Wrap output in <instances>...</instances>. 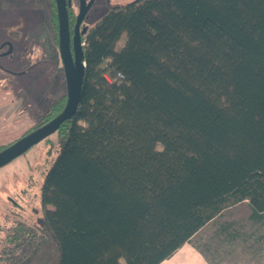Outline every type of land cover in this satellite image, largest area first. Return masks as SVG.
I'll return each instance as SVG.
<instances>
[{"label":"trees","instance_id":"obj_1","mask_svg":"<svg viewBox=\"0 0 264 264\" xmlns=\"http://www.w3.org/2000/svg\"><path fill=\"white\" fill-rule=\"evenodd\" d=\"M83 43L42 216L13 227L2 264H160L239 203L264 220V0H134Z\"/></svg>","mask_w":264,"mask_h":264},{"label":"rangeland","instance_id":"obj_2","mask_svg":"<svg viewBox=\"0 0 264 264\" xmlns=\"http://www.w3.org/2000/svg\"><path fill=\"white\" fill-rule=\"evenodd\" d=\"M132 1L134 0H86L87 13L82 25L86 29L91 28L110 9L122 7ZM76 2L77 0H71L73 9H76ZM46 14V0H0V25L2 20L7 28L8 24L17 23L20 34L23 35L17 55L21 56L20 69L26 71L21 73L19 78L16 74L0 75V78L4 77L0 81V148L35 128L49 105L66 94L58 47L51 37ZM32 23L34 27H31ZM30 36L35 38L37 45L35 56L31 57L28 55L27 44ZM124 40L125 36L122 35L116 43V48H119ZM25 49L27 52L24 56ZM34 60L35 78V74L32 71L31 74L27 67ZM55 140L53 134L48 140L41 141L0 167L1 264L4 263V248L8 245L6 240L13 227L18 223L35 225L42 216L40 187L44 174L57 152ZM248 214V205L241 203L226 210L222 214L223 217L218 219V223H233L235 218L233 227L239 233L235 239L225 241L223 236L211 239L214 228L208 226L192 239V244L229 245V253L234 251L237 257L231 261L246 262L254 260L253 257L259 254L260 262L264 264V220L260 224H253L247 218ZM248 264L254 263L250 261Z\"/></svg>","mask_w":264,"mask_h":264},{"label":"water","instance_id":"obj_3","mask_svg":"<svg viewBox=\"0 0 264 264\" xmlns=\"http://www.w3.org/2000/svg\"><path fill=\"white\" fill-rule=\"evenodd\" d=\"M54 1L57 13L58 51L66 86V102L62 111L54 118L1 149L0 167L53 135L63 122L75 115L78 108L82 82L81 75L84 67V61L82 60L83 44H81L78 37V26L84 16L86 7H84V0H80V11L75 23V34L70 43L66 0Z\"/></svg>","mask_w":264,"mask_h":264},{"label":"crops","instance_id":"obj_4","mask_svg":"<svg viewBox=\"0 0 264 264\" xmlns=\"http://www.w3.org/2000/svg\"><path fill=\"white\" fill-rule=\"evenodd\" d=\"M246 203L247 202H242ZM241 204V203H239ZM237 204V205H239ZM235 205V206H237ZM248 205V204H247ZM233 206V207H235ZM232 208V207H231ZM249 208V206H248ZM230 208L226 209L229 210ZM224 210L219 216L215 217L208 223H206L188 242L184 243L180 248H178L172 256L168 259L162 261L160 264H248V262L252 261L254 264H261L259 254L256 257H253L254 260L248 261H231L235 257V252L232 251L229 253V245H194L192 244V239L201 232L204 228H208V226L213 229L212 238H218L219 236H223L225 241L235 239L239 233H237V229L234 228V220L233 223H218V219L223 217L222 214L226 211ZM247 218L253 224H260L261 222L255 221L252 219L251 210L249 208V214ZM237 222V221H236ZM216 230V231H215ZM215 231V232H214ZM218 240V239H217ZM249 259V257L247 258Z\"/></svg>","mask_w":264,"mask_h":264},{"label":"flooded vegetation","instance_id":"obj_5","mask_svg":"<svg viewBox=\"0 0 264 264\" xmlns=\"http://www.w3.org/2000/svg\"><path fill=\"white\" fill-rule=\"evenodd\" d=\"M46 3H47V10H48L49 7L52 6V0H46ZM76 4H77L76 9H73V7L71 5V0H66V6H67L66 10H67L68 31H69L70 43L72 42L73 36L75 34V23H76V19H77V16L79 14V11H80V0H77ZM84 7H86V11L84 13V16H83L81 22L79 23V26H78V37L81 41V44H84L83 40H84V37H85L87 30L89 29V28L86 29L82 25L84 23V19H85L86 13H87L86 0H84ZM46 15L48 16V12ZM7 19H10V18L7 17ZM13 22H14V20H13ZM46 22H47V26L49 27L48 18L46 19ZM7 26H8V28L6 26H4V23L2 20L1 25H0V75L1 74H7V75L16 74L18 77V76H20L21 73L24 74V72H26V71H24V69H23V71L20 69V65H21V59L20 58H21V56L19 54L17 55V53H18L17 50H19V46L21 44V39H22L21 37H23V35L20 34L19 25L17 23L16 24L15 23L8 24ZM31 27H34L33 23L31 24ZM6 29H9V30H6ZM56 37H57V47H58V34ZM27 44L29 46V49H28L29 57L35 56L34 54L37 50L35 38L30 36L28 38ZM24 52H23L24 53L23 55L25 56L27 50ZM58 53H59V51H58ZM16 62H17V66H16L17 68L15 67ZM27 67H28V70L31 74H32V72L35 74L34 75V78H35V76H36V60H34L33 63L31 65L29 64ZM3 78H0V81Z\"/></svg>","mask_w":264,"mask_h":264}]
</instances>
